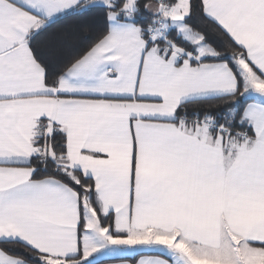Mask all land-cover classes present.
<instances>
[{
  "label": "snow or ice",
  "instance_id": "snow-or-ice-1",
  "mask_svg": "<svg viewBox=\"0 0 264 264\" xmlns=\"http://www.w3.org/2000/svg\"><path fill=\"white\" fill-rule=\"evenodd\" d=\"M108 261L264 264V0H0V264Z\"/></svg>",
  "mask_w": 264,
  "mask_h": 264
},
{
  "label": "crops",
  "instance_id": "crops-1",
  "mask_svg": "<svg viewBox=\"0 0 264 264\" xmlns=\"http://www.w3.org/2000/svg\"><path fill=\"white\" fill-rule=\"evenodd\" d=\"M151 255H155V253L143 252L140 254V256H143V257H147V256H151ZM139 258L140 257L138 256L137 259H139ZM105 264H116V262L108 261V262H105Z\"/></svg>",
  "mask_w": 264,
  "mask_h": 264
},
{
  "label": "trees",
  "instance_id": "trees-1",
  "mask_svg": "<svg viewBox=\"0 0 264 264\" xmlns=\"http://www.w3.org/2000/svg\"><path fill=\"white\" fill-rule=\"evenodd\" d=\"M52 31H55V29H53Z\"/></svg>",
  "mask_w": 264,
  "mask_h": 264
}]
</instances>
